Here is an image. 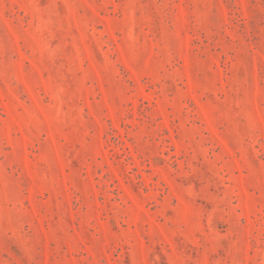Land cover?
<instances>
[{"label": "rangeland", "instance_id": "rangeland-1", "mask_svg": "<svg viewBox=\"0 0 264 264\" xmlns=\"http://www.w3.org/2000/svg\"><path fill=\"white\" fill-rule=\"evenodd\" d=\"M0 264H264V0H0Z\"/></svg>", "mask_w": 264, "mask_h": 264}]
</instances>
